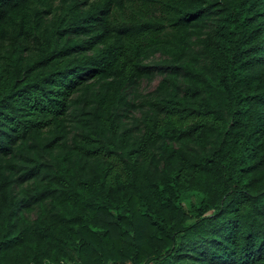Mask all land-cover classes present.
Masks as SVG:
<instances>
[{
    "label": "trees",
    "instance_id": "trees-1",
    "mask_svg": "<svg viewBox=\"0 0 264 264\" xmlns=\"http://www.w3.org/2000/svg\"><path fill=\"white\" fill-rule=\"evenodd\" d=\"M61 263L264 264V0H0V264Z\"/></svg>",
    "mask_w": 264,
    "mask_h": 264
},
{
    "label": "rangeland",
    "instance_id": "rangeland-1",
    "mask_svg": "<svg viewBox=\"0 0 264 264\" xmlns=\"http://www.w3.org/2000/svg\"><path fill=\"white\" fill-rule=\"evenodd\" d=\"M209 21H206L204 24V27H206L208 25ZM191 37L193 38L194 36L191 35ZM197 42L195 40H193L190 43V48L194 49L197 48ZM163 54L160 53L158 50L153 51L148 57L147 59H149V61H154L160 57H162ZM161 73L158 70H153V72L148 75V76H141L138 81L137 84L135 86V93H137V95L145 92L148 89H151L154 87V85L156 84L157 80L159 79ZM138 110L137 109H133V113L137 114ZM35 207L32 206L30 208L24 209L23 213L29 217H31L35 212ZM62 264V263H61Z\"/></svg>",
    "mask_w": 264,
    "mask_h": 264
}]
</instances>
